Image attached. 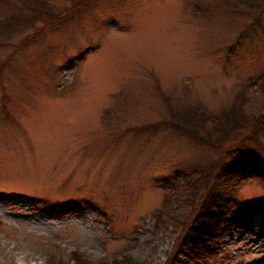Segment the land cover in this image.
Segmentation results:
<instances>
[{"label": "rangeland", "instance_id": "1", "mask_svg": "<svg viewBox=\"0 0 264 264\" xmlns=\"http://www.w3.org/2000/svg\"><path fill=\"white\" fill-rule=\"evenodd\" d=\"M77 1L0 0V264H264L261 204L248 229L221 224L208 263L177 258L178 230L153 217L195 167L243 158L263 174L238 172V198L264 201V121L217 146L173 118L242 90L261 111L264 0H90L44 24ZM184 194L177 217L194 214Z\"/></svg>", "mask_w": 264, "mask_h": 264}, {"label": "trees", "instance_id": "2", "mask_svg": "<svg viewBox=\"0 0 264 264\" xmlns=\"http://www.w3.org/2000/svg\"><path fill=\"white\" fill-rule=\"evenodd\" d=\"M88 1L90 0H78L61 12L50 13L45 19L46 23L44 24L57 22L70 11L81 8ZM44 9L48 11L45 3L41 2L37 11H43ZM13 24L11 21L5 20L0 23V27L4 30H7L6 28L9 27L12 30L11 25ZM234 49L235 46L231 47L229 54ZM82 54V56H85L86 51H82ZM77 60L79 59L75 58V61ZM261 88H264V74H262ZM249 99L245 90H242L235 97V105L222 111L220 114L205 113L199 107H189L181 113H175L173 118L175 124L182 127L189 126L218 146L227 140L229 135L237 134L247 129L254 130L264 121V105L261 106L260 112L252 111L247 114L244 113V111H250L246 106ZM2 109L6 117L12 116L9 103H3ZM242 170L247 172L246 174L253 172L263 174V170L259 165L250 164L248 160L243 158V160L237 161L228 168H219L216 171L212 164L200 165L186 173L181 178V183L179 180L176 181L175 191L171 196L165 197L162 205L154 211L153 217L157 222L167 219L178 230L177 247L179 253L176 256L177 258L182 256L190 261H198L199 263H208L211 259H216L219 251L222 250L216 241L219 237L218 232L221 224L232 221L237 227L248 229L254 209L260 204L262 205L261 208L264 209V201L262 200H258L256 204L250 200L246 201L238 198L240 183L243 180V177L238 176V172ZM202 188L203 194L199 192ZM183 194L184 196L186 195V199L183 201H186L187 206H189V212L194 213L190 217L189 214L191 213L187 214L188 216L186 215L185 218L184 216L177 217V214L173 211V201ZM69 210L74 211L72 207H69ZM260 211L264 216V210ZM49 264L64 263L55 260L50 261ZM75 264L140 263L135 259L133 254L127 253L120 258H113L112 260L102 259L95 263L91 261L85 262L77 256L75 257Z\"/></svg>", "mask_w": 264, "mask_h": 264}]
</instances>
